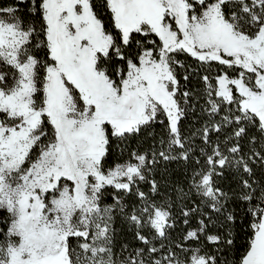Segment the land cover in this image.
<instances>
[{"label":"snow or ice","instance_id":"6c2138e0","mask_svg":"<svg viewBox=\"0 0 264 264\" xmlns=\"http://www.w3.org/2000/svg\"><path fill=\"white\" fill-rule=\"evenodd\" d=\"M0 264H264V0H0Z\"/></svg>","mask_w":264,"mask_h":264}]
</instances>
